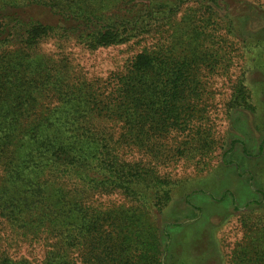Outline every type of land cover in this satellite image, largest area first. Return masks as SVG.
I'll return each instance as SVG.
<instances>
[{
	"label": "trees",
	"instance_id": "obj_1",
	"mask_svg": "<svg viewBox=\"0 0 264 264\" xmlns=\"http://www.w3.org/2000/svg\"><path fill=\"white\" fill-rule=\"evenodd\" d=\"M244 4L0 0V264H163L177 231L209 220L195 197L246 207L228 264H264V136L253 152L251 137L226 148L208 116L217 77L229 87L227 137L248 136L241 116L260 104L246 71L264 42L241 31L237 11L258 27ZM123 46L139 51L104 77L85 73L72 51ZM259 125L264 134V111ZM217 150L223 162L212 165ZM181 160L209 185L186 196L199 219L159 226L180 184L160 169ZM214 188L227 190L215 200ZM112 195L121 201L95 202ZM19 242L40 246L42 258L14 257Z\"/></svg>",
	"mask_w": 264,
	"mask_h": 264
},
{
	"label": "rangeland",
	"instance_id": "obj_2",
	"mask_svg": "<svg viewBox=\"0 0 264 264\" xmlns=\"http://www.w3.org/2000/svg\"><path fill=\"white\" fill-rule=\"evenodd\" d=\"M243 1L245 2V9L247 6L251 5V7H254L252 10L254 12L255 10L258 11L259 16L258 19L255 18L258 27L252 29V23L249 22V24H247V21H243L246 13L240 15L238 11L235 12L234 15L240 16L238 23L241 31L244 33V36L249 37L248 39L252 40L253 43H257L259 40L264 42V0ZM236 5L237 3L233 6ZM255 13L257 14V12ZM259 46L262 47L261 50L263 53H261L260 58L256 56L254 57L252 66L246 71L247 81L255 89L257 94L256 100L260 103L257 104L254 102L257 107L255 114L249 113V115L245 114L244 117L241 116L242 120L245 122V131L248 136L234 135L227 137L228 134L226 131L229 130V123L223 116V108L226 99L228 98L229 87L220 77L214 78L213 82L211 81L214 100L212 101V107H210L208 115L209 125L213 127L215 139L220 140V144H222L224 140L227 142L228 146H226V148H229V144H231L234 139L243 140L247 139V137H251L252 140L250 143L252 144L250 145V152H253L255 149V141L260 140V138L264 136L259 125L260 115H262L264 111V94L260 93V91H263L264 89V71L257 66L258 61L262 62V60H264V43H259ZM43 48L51 50L48 44ZM72 51L73 56L80 59L78 61H82V69L85 73L104 77L109 71L120 69L123 66L124 61H126L130 55L139 51V47L123 46L112 48L110 50H101L90 56L84 52L81 53L79 48L73 47ZM75 62L77 63V61ZM235 63L236 65L242 64L239 60H236ZM231 72V79H234L235 76L240 74V67L236 66L232 68ZM238 146V143L234 144V151L237 150ZM222 152V150H217L212 154L210 160L212 165L222 164ZM243 170L245 174L244 177L249 178V175L246 174V172H248L247 168H244ZM160 172L172 180H177V183L180 184L175 190L173 200L169 207L166 208L162 214H158L157 222L159 226L163 223L186 225L187 223H192L198 220L199 218L196 216L197 213L194 212V216L190 205L186 203V196L190 195L192 190H208V184H201V186L196 185V182L205 176V172H196L194 165L190 164V162L186 163L184 160L172 164L168 168H162L160 169ZM221 190L225 191L227 189L214 188L213 192L216 194L215 200L219 197ZM195 198L201 206L207 207V215H210L208 222H204L203 227L201 224L200 227L202 228H182L177 231L175 233V247L169 252L164 251L161 260L163 261V264H173V262H177V264H228L230 252L243 237L241 217L247 215L248 210L246 207H240L239 210H233V207H230L229 204H224L225 202L216 203L215 200V202H209L203 197ZM120 201L121 200L117 195L101 196L95 200V202H103V204ZM211 223L215 227V229L212 230V235H210L206 229V226ZM210 241L213 242L212 246H214L215 243L216 251L211 248ZM168 243L170 244V240ZM9 252L13 253V256L16 258L25 257L27 259L40 260L43 256V250L40 246L21 242L16 243L14 248Z\"/></svg>",
	"mask_w": 264,
	"mask_h": 264
}]
</instances>
